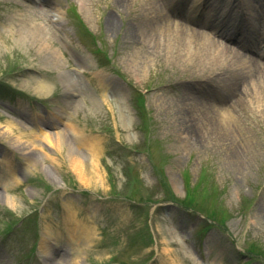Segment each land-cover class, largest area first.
<instances>
[{
  "label": "rangeland",
  "instance_id": "374dc122",
  "mask_svg": "<svg viewBox=\"0 0 264 264\" xmlns=\"http://www.w3.org/2000/svg\"><path fill=\"white\" fill-rule=\"evenodd\" d=\"M123 2L0 0V264H264V82L230 58L175 63L163 37L133 44L144 5ZM169 3L264 63V0L257 14L244 0ZM77 223L91 242L70 236Z\"/></svg>",
  "mask_w": 264,
  "mask_h": 264
},
{
  "label": "bare ground",
  "instance_id": "6f19581e",
  "mask_svg": "<svg viewBox=\"0 0 264 264\" xmlns=\"http://www.w3.org/2000/svg\"><path fill=\"white\" fill-rule=\"evenodd\" d=\"M132 1L134 3L136 2L142 3V6L144 5V7L146 8L145 10V8L142 7L144 19H142V22H139V24L135 27L133 31L134 32V35H133L134 37L132 38L133 44L145 45L148 43V45L155 46L157 43H159L160 45L161 43L160 38L163 37L164 40L169 39L168 42L172 44L174 48H177L179 50V54L170 57L171 59L175 61V63H180L182 60L189 61V60H192L196 56L198 58H204L207 61H214V62H217V61L222 62L226 60L223 58H230L232 60V63L234 62V64L244 61V63L250 65L249 71H250L251 76L255 74V76L257 77V78H253V80L256 83L260 82V80L261 82H264V63L261 64L256 58H252V57L247 58L244 55H240L238 51L232 50V48L227 45L220 46L219 44H217L216 41H214L213 39L211 40V38L205 35L204 30H202V28H206V27L203 26L202 24H199L195 20H194V23L192 24L191 23L192 21H190L187 18L176 17L170 11V3H169L170 0H132ZM215 1H218V0H215ZM122 2L123 0L122 1L119 0L120 4ZM124 3L125 1L123 2V4ZM247 3H248V6H250V10L254 14L255 13L257 14V6H258V4H256L257 0H246V2L244 0V4L246 5ZM229 4L230 3H227V6ZM34 29H38V28L35 27ZM37 34L39 35L42 34V31H39ZM201 40L206 41L207 46L202 44L201 45L202 48L200 47L201 49L198 52V54H195L196 51H194L193 45L194 43H196L197 45L201 44L200 43ZM42 43L44 44L45 47L47 46L45 40ZM238 47L241 48V50L245 49L242 45H239ZM188 48L191 51H189ZM186 49H188V51ZM193 51H194V54H193ZM216 52H218L217 55H215ZM219 76L222 77V78H219L220 80L225 79L227 81L226 83L230 85L228 88L230 92H228V94L230 95L234 94L239 85H237L233 81H230L229 77L225 76V72L220 73ZM239 76H242V75H239ZM239 76H236L237 81L238 79L241 78ZM47 89H48V85L45 82H42V81L35 82V90L45 91ZM188 101H192V103L195 105L194 108H190L191 109L190 111L198 114L199 116H201L202 119L207 118V122H206L207 129L212 130V126L210 122L211 118L206 116V113L208 112V108L206 106L207 103H204L203 101L198 99L196 96L190 97ZM216 106H217L218 111L226 109V104L224 105L223 102L217 104ZM231 107H233V104ZM8 125H11L12 127L16 126L11 123H9ZM10 129L11 128H9V126L7 127L0 126V136L2 137L8 136L10 134ZM191 129H194V127ZM197 133L198 131L193 132L196 138L198 136ZM44 136L46 137L48 141L49 137H51L52 135L46 136L45 134ZM57 140L58 142L59 141L61 142V138L58 137ZM19 143L21 142L16 137V141L13 144L14 145L16 144L17 146L20 145L18 146V148L20 149V147H22V149L20 150L23 151V153L28 151L29 149L28 146L26 147L23 144H19ZM74 169L78 171L80 175H84L83 166L79 163V161H76L74 163ZM6 200H7V203L10 204L11 206L14 205L13 200L10 198V196L7 195ZM72 207L73 206L71 204L65 205L67 213H69L68 218H70V220L72 219L76 220V213L72 211ZM67 229L69 231L70 236H72L75 239L80 238L84 240L86 243H89V241L90 242L92 241V237L90 236L91 228L90 229L87 228L86 225L84 224L77 223L74 228L70 229L69 227ZM93 242L91 243V245L93 244ZM42 245H43L42 247L44 248V253L47 254L49 251L46 250V247H45L46 244L44 245V243H42ZM45 257L47 256L45 255ZM69 264H81V263L74 262V263H69Z\"/></svg>",
  "mask_w": 264,
  "mask_h": 264
}]
</instances>
